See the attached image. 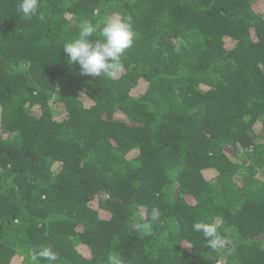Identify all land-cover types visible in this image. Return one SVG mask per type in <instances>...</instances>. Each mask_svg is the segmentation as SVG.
Instances as JSON below:
<instances>
[{
	"label": "trees",
	"instance_id": "trees-1",
	"mask_svg": "<svg viewBox=\"0 0 264 264\" xmlns=\"http://www.w3.org/2000/svg\"><path fill=\"white\" fill-rule=\"evenodd\" d=\"M19 3L0 0V264H52L43 247L54 264H264V0ZM106 16L136 38L116 77L82 76L63 46Z\"/></svg>",
	"mask_w": 264,
	"mask_h": 264
},
{
	"label": "clouds",
	"instance_id": "clouds-1",
	"mask_svg": "<svg viewBox=\"0 0 264 264\" xmlns=\"http://www.w3.org/2000/svg\"><path fill=\"white\" fill-rule=\"evenodd\" d=\"M38 8L39 0H20L19 11L25 18L37 15ZM135 38L136 33L130 16H106L99 26L85 20L79 25L76 38L64 44L63 52L69 64L79 66L80 75L111 79L122 70V57L132 47ZM160 215V210L154 207L151 219L158 220ZM131 227L148 233L151 226L148 223H133ZM192 229L202 233L207 245L212 249H219L227 243L219 234L215 223L196 222ZM38 259H45L54 264L57 254L51 247H43L32 256L33 261ZM110 259L113 264H119L118 258Z\"/></svg>",
	"mask_w": 264,
	"mask_h": 264
},
{
	"label": "rangeland",
	"instance_id": "rangeland-1",
	"mask_svg": "<svg viewBox=\"0 0 264 264\" xmlns=\"http://www.w3.org/2000/svg\"><path fill=\"white\" fill-rule=\"evenodd\" d=\"M222 262H223V259H222ZM19 264H33V263H30L25 257L21 256Z\"/></svg>",
	"mask_w": 264,
	"mask_h": 264
}]
</instances>
